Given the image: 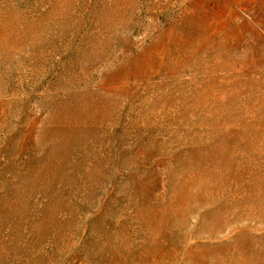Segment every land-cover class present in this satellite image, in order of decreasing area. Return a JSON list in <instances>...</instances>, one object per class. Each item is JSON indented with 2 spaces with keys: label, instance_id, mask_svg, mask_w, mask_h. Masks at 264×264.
<instances>
[{
  "label": "rangeland",
  "instance_id": "obj_1",
  "mask_svg": "<svg viewBox=\"0 0 264 264\" xmlns=\"http://www.w3.org/2000/svg\"><path fill=\"white\" fill-rule=\"evenodd\" d=\"M0 264H264V0H0Z\"/></svg>",
  "mask_w": 264,
  "mask_h": 264
}]
</instances>
